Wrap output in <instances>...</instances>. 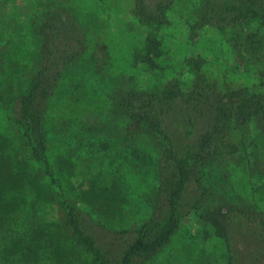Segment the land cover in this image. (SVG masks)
Here are the masks:
<instances>
[{
  "label": "rangeland",
  "instance_id": "1",
  "mask_svg": "<svg viewBox=\"0 0 264 264\" xmlns=\"http://www.w3.org/2000/svg\"><path fill=\"white\" fill-rule=\"evenodd\" d=\"M201 1L172 4L169 24L159 32V68L150 69L134 60L147 33L133 17L134 0H0V264H96L73 238L63 199L14 115L41 65L38 13L64 14L82 39L81 55L48 100L45 153L65 200L118 260L123 244L158 214L160 157L157 144L130 127L119 96L158 90L174 77L188 83L184 60L197 54L207 60L206 77L222 91L260 83L264 61L239 63L226 35L210 30L197 43L188 41L186 23ZM229 138L236 154L198 167L207 193L196 208L187 194L168 241L131 264H264L263 227L256 224L264 221V135L244 124ZM219 206L232 219L224 236L206 219Z\"/></svg>",
  "mask_w": 264,
  "mask_h": 264
},
{
  "label": "trees",
  "instance_id": "2",
  "mask_svg": "<svg viewBox=\"0 0 264 264\" xmlns=\"http://www.w3.org/2000/svg\"><path fill=\"white\" fill-rule=\"evenodd\" d=\"M175 1L134 0L133 17L147 28L143 52L134 60L150 69L159 68L156 61L163 56L159 32L169 24L167 13ZM37 18L44 39L41 65L14 109L17 125L32 156L43 165L44 174L63 199L73 238L85 247L96 264H131L168 241L178 226V216L186 205L187 194L192 195L188 203L193 209L200 197L206 195L198 167L236 154L237 146L229 138V132L236 125L251 124L264 135V68L258 70V86L225 92L206 77L203 67L207 60L197 54L184 60L188 83L174 77L158 90H127L119 96L121 112L130 127L154 141L160 148V157L157 165L158 214L155 212L123 244L117 260L89 233L78 209L65 200L45 153L44 113L66 67L82 53L81 35L76 25L62 13L42 10ZM210 30L227 36L226 42L239 63L257 61L259 56L264 61V53L260 55L264 50V0L201 1L193 20L186 23L188 41L197 43ZM206 219L219 236L226 235L223 226L227 222L231 225L232 220L220 206ZM256 224L263 227L264 234V221H256Z\"/></svg>",
  "mask_w": 264,
  "mask_h": 264
}]
</instances>
